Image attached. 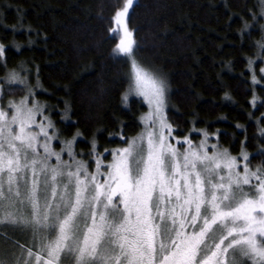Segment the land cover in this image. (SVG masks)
Listing matches in <instances>:
<instances>
[{
	"label": "trees",
	"instance_id": "16d2710c",
	"mask_svg": "<svg viewBox=\"0 0 264 264\" xmlns=\"http://www.w3.org/2000/svg\"><path fill=\"white\" fill-rule=\"evenodd\" d=\"M124 2L0 0L2 105L25 97L39 104L57 132L53 150L71 164L61 152L71 142L89 170L138 133L146 110L140 99L122 100L130 65L114 54L118 37L110 30ZM259 9L257 0H136L127 25L135 59L164 80L173 136L194 144L205 138L264 168V87L248 70L264 42ZM263 57L264 50L257 77ZM12 74L21 77L17 84ZM0 237L25 246L13 232Z\"/></svg>",
	"mask_w": 264,
	"mask_h": 264
},
{
	"label": "snow or ice",
	"instance_id": "6c2138e0",
	"mask_svg": "<svg viewBox=\"0 0 264 264\" xmlns=\"http://www.w3.org/2000/svg\"><path fill=\"white\" fill-rule=\"evenodd\" d=\"M134 6L125 0L115 13L114 54L133 56L127 19ZM132 69L134 90L152 110L144 134L112 152L104 172L99 156L94 172L76 160L71 142L61 152L73 163L62 161L51 147V122L37 123L27 98L0 105V227L31 226L34 234L27 258L15 264H66L70 257L75 264H264V168L245 164L241 174L227 151H204L206 140L193 148L185 139L183 152L167 143L165 85L134 59Z\"/></svg>",
	"mask_w": 264,
	"mask_h": 264
},
{
	"label": "rangeland",
	"instance_id": "374dc122",
	"mask_svg": "<svg viewBox=\"0 0 264 264\" xmlns=\"http://www.w3.org/2000/svg\"><path fill=\"white\" fill-rule=\"evenodd\" d=\"M257 1L259 3V7H260V9H259L260 10V14H261V16L263 17V20H264V4H262V0H257ZM127 27H128V25H127ZM263 28H264V25H263ZM118 43H119V37H118ZM259 46H260V48L262 50H264V42H262ZM262 50L259 51V56L261 55ZM120 56H123L126 60H128L129 61L128 63L130 65L129 66V85H128L129 87L124 92V94L122 96L123 103L126 105L127 102L130 99H132V98L140 99L142 101V103L145 105L146 110L140 116V119H139V121H140V130L138 131V133L135 134L131 139H129L128 142L126 143V145H124V146H122L120 148L113 149L112 152L116 151L117 149H121L123 147H127L128 144L131 143L134 139H136V138H138V137H140L141 135L144 134V132L146 131V125L143 122V118L146 116L147 113H149L150 110H152V109H150L149 104L145 101L144 97L137 95L135 90H134V83H133V80H132V76H133L132 59H134L143 69H145L146 71L151 73L155 78H157L158 80H160V81H162L164 83V80L159 76V74H158V72L156 70H152V68H146L145 66L141 65L135 59L134 48H133V56L132 57L124 56V55H120ZM259 56L257 55L254 59H252V61L251 60L249 61L248 70L251 73V77H252L251 81L253 82V84L254 85H261V86L264 87V57L262 58L263 62L261 63V67H260L261 69H259V74L260 75L257 77L254 74V65L257 62V60L259 61ZM20 78L21 77L18 76V74L17 75L12 74V75L9 76V82L17 84L19 82ZM261 79L263 80L262 83L260 82ZM164 85H165V83H164ZM2 93H3L2 87L0 85V105H2V101H1ZM126 94H127V100H125V98H124ZM25 98H22V99H9L8 102H7V105L6 106L2 105V106L5 109H8V105H9L10 102H14V103L18 104V103H20L21 100H23ZM167 98H168L167 97V88H166V85H165L164 105H163L162 115L166 118V120H167L166 111H167V107H168V99ZM33 105L36 106V112H37L36 122L37 123L47 124L48 122H51L49 117H48V115L45 113V109H43V107H41L39 104H37L35 102L28 103L29 107H32ZM167 122H168V120H167ZM31 130L34 131V132H39L40 131L35 125L32 126ZM52 130H53L52 127L47 129V131H48L50 136H55L57 132L56 131H52ZM165 135L167 136V143L175 146L180 152H183V151H185L186 149L189 148V144L185 143V139L186 138H183V139L175 138L172 133L169 136V135H167V129H165ZM54 139L51 140V144L53 143ZM204 139L200 140L196 144H194V142H192V141H190L188 139L187 140L191 142V145L193 146V148H199L201 143L205 142ZM38 140L40 142H43L44 141V137L40 136V137H38ZM51 147H52V145H51ZM63 148H65V147H63ZM37 150L41 153V155H43V149L38 148ZM52 150H53V148H52ZM204 151L208 152L209 155H212L213 153H217V152H219V153L225 152L224 149L217 148V146L215 144H212L211 142L207 141V139H206V145H205ZM112 152L109 153V160H107V161H104L102 157H99V159L104 162L103 165L101 166V171L102 172L106 171V165L109 162L112 161V159H113ZM233 157H235V156H233ZM96 159L97 158L94 159V162L92 164V168H91V170H89L90 172H94L95 169H96ZM236 159H237L236 171L240 172L241 174H243V170H244L245 164H247V167L251 171H255L259 167L258 165H254L253 167L250 166L248 161H244L243 156H239V158H236ZM61 160L63 161L62 158H61ZM48 163H49L50 166H56L57 161H56L55 157H51V158H49ZM74 167L75 166H73V170H74ZM101 180H103V177H101ZM245 188H247V186H245ZM12 210L13 211H17V209H15V208L12 209ZM20 213L26 215L27 214V210L24 209V208H21L20 209ZM0 230H3V231L5 230V232H13V233L17 234L21 238L22 244H25L26 247L27 246L31 247V242L34 240V234H33V231L31 230V226H21V227L2 226V227H0ZM33 250L35 251V249H33ZM21 256H23L25 259L27 258V249L26 248L25 249L24 248H20L17 244L9 243V242L3 240L0 237V258L8 260L9 262H11V264H15L16 258L17 257H21ZM21 264H23V261H21ZM66 264H75L74 258L70 257L69 260L66 262Z\"/></svg>",
	"mask_w": 264,
	"mask_h": 264
}]
</instances>
